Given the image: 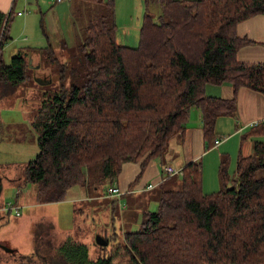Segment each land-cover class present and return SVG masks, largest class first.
<instances>
[{
  "label": "trees",
  "instance_id": "obj_1",
  "mask_svg": "<svg viewBox=\"0 0 264 264\" xmlns=\"http://www.w3.org/2000/svg\"><path fill=\"white\" fill-rule=\"evenodd\" d=\"M84 1L103 3L108 12L85 28L81 85L46 95L34 113L39 152L26 164L24 182L36 187L38 204L65 201L99 164L100 182L111 185L107 195L121 200L126 192L114 183L123 165L140 163L132 189L173 138L184 140L193 107L201 109L209 147L218 117L234 112L236 98L208 96L207 84L228 81L235 91L264 95V62L237 58L252 43L237 26L264 16V0H143L134 47L117 41L115 0ZM153 4L160 7L157 20ZM13 15L0 10V99L16 94L33 64L22 50L4 61ZM218 173L221 189L206 193L201 163L186 164L181 188L163 189L158 209L144 210L140 228L124 232L120 242L104 233L107 244H100L87 232L80 239L39 222L35 254L20 256V264H119L124 256L126 264H264V141H254L251 155L240 154L234 171L225 156Z\"/></svg>",
  "mask_w": 264,
  "mask_h": 264
},
{
  "label": "rangeland",
  "instance_id": "obj_2",
  "mask_svg": "<svg viewBox=\"0 0 264 264\" xmlns=\"http://www.w3.org/2000/svg\"><path fill=\"white\" fill-rule=\"evenodd\" d=\"M115 3L118 42L134 47L138 44L139 31L146 11L144 1L115 0ZM29 10L32 12V8ZM70 12L73 17L71 14V18L65 16L66 18L61 20L63 22L61 25L54 24L52 28L47 25V20L50 21L48 18L52 16L51 13L47 14L44 25L41 24L43 20L39 15L36 31L21 34L22 40L23 37H28L31 39L28 44L34 45L35 49L41 47L40 49L35 50L32 46L21 45V41H16L13 44L14 47L17 43L21 45L18 50L27 53L25 56L30 63L33 58L46 68L36 72L31 63L28 72L29 78L18 87L16 94L0 99V176L4 181L3 192L0 195L1 207L8 202L14 205L20 203L23 195L30 196L33 203L35 202L36 187L31 183H26L20 191L22 192L20 200L17 201L15 198L18 194L15 186L24 183L26 164L33 160L39 152V133L32 126L34 113L46 99V95L51 96L55 92L67 90L72 84L81 85L80 55L82 54L81 43L86 35L85 28L90 20L107 13L108 9L104 7L103 3L74 0ZM150 12L157 20V16L160 14L159 5L153 4ZM43 26L49 29L48 38L44 37ZM23 43L27 42L23 40ZM47 47L49 48L47 49ZM14 52L15 50L11 51L10 47L5 51L7 64L10 63ZM36 75L48 77L49 81L41 84L36 79ZM74 75H77L76 79ZM167 150L168 148L165 153ZM235 168L230 166L231 171H234ZM102 175L101 164L92 168L88 183L71 188L65 201L43 204V206L36 202L33 206L20 205L21 216H16L14 211H1L0 264L13 262L20 264L24 262L20 256L35 254L34 233L42 217H45L47 221L52 220L58 232L62 234H72L81 239L86 235L83 233L87 232L88 237L92 240L94 237L105 238L102 234L107 232L115 236V241L120 242L124 232L136 231L140 228L144 210L156 211L158 209V202L151 201V198L155 197V193L159 195L163 189L177 190L181 188V186L173 188V182H177V179L171 177L172 183L157 188L151 193H143L142 195L145 196L137 197L132 191L128 196L123 195L122 199L118 200L106 194V190L111 185L100 182ZM208 182L207 180L204 188L206 193L221 189L220 181L218 188L214 190H209ZM120 202L125 205L124 207L127 206V215H123V211L120 212ZM110 248H112L111 245ZM126 260L128 258L124 256L120 259L119 264H126Z\"/></svg>",
  "mask_w": 264,
  "mask_h": 264
},
{
  "label": "crops",
  "instance_id": "obj_3",
  "mask_svg": "<svg viewBox=\"0 0 264 264\" xmlns=\"http://www.w3.org/2000/svg\"><path fill=\"white\" fill-rule=\"evenodd\" d=\"M73 5L74 0L63 1L60 3H55L52 0H0V10L2 12L7 14L11 10L14 11L13 21L10 27L11 40L5 45L2 52L4 53V61L5 51L9 47L11 51L15 50V54L13 55L15 56L19 51H21L18 50L21 45L34 46L32 44H28L31 39L23 37L24 42H27L23 43L20 36L21 34H26L31 31L33 33L36 31L39 23V15L40 17L42 16L43 21H41V24L44 25L46 22L45 19H47V14L51 13L52 16L48 18L50 21L47 20V25L52 28L54 24L61 25L63 23L61 20H64L66 18L65 16L71 18L70 14L72 15V13L70 12V9ZM54 6L55 8H53ZM29 8H32V12H30ZM48 30V28H44L43 26L42 32L44 37H49ZM237 32L240 37H244L252 41L251 44H248L239 50L237 54L238 60L241 62H264V16L257 15L239 23L237 26ZM116 35L118 41V34L116 33ZM16 41H21L22 44L20 45L17 43L14 47L13 44ZM127 44L132 43L128 42ZM33 48L35 49V47ZM40 48L41 47L36 49ZM31 62H34L32 67L36 72L45 70L46 68L33 58ZM35 77L41 84H45L49 81L48 77L44 78L37 75ZM205 92L211 97L222 99L236 98V108L234 112L229 115L223 114L218 117L215 127V135L210 143V146H207L204 138L201 109L193 107L191 109L189 120L186 124L184 140H181L180 136L173 138L167 152L160 158L154 159L149 163L145 173L132 189L130 186L133 182H135V179L141 171L140 163L127 162L123 165L122 171L114 185L125 191L126 194L124 195L128 196V194L133 191L137 197L145 196L142 194L151 193L157 190V188L164 187L167 184L172 183L171 177H175L177 179V182H173V188H177L181 183V170L186 164L192 161L201 163V167L203 169V189L207 184V180L209 181V190L217 189L219 186L218 170L221 160L225 156H228L230 158V166L232 165L233 168H235L237 158L240 154L243 156L251 155L255 140L264 141V95L261 92L248 87H241L235 91L233 85L228 81L221 84H207ZM255 123L258 124L255 125ZM216 139H220V142L217 145L215 144ZM168 165L175 167L179 171L173 175H168L165 171V168ZM0 184H2V189L0 191L1 195L4 188V181L1 176ZM147 184H153V187L150 189H144L143 187ZM25 185L26 183L24 182L15 186L18 190V194H16L15 197L17 201L20 200V193H22L20 191ZM35 195L36 192L34 193V200ZM108 196L114 198V196ZM157 197L158 195L155 193V197L151 198V201H157ZM33 204L36 203H33L30 196L23 195L21 202L18 203L17 206H19L21 210V206H33ZM123 204L121 202L120 212L123 211V215H127V206L124 207L125 205ZM38 205L43 206V204ZM3 207L4 206H0V213L1 211H5L3 210ZM16 216H21V214ZM40 222L53 223L55 225L52 220L47 221L45 217L40 218ZM55 232H58L56 225ZM105 234L108 233L105 232Z\"/></svg>",
  "mask_w": 264,
  "mask_h": 264
},
{
  "label": "built area",
  "instance_id": "obj_4",
  "mask_svg": "<svg viewBox=\"0 0 264 264\" xmlns=\"http://www.w3.org/2000/svg\"><path fill=\"white\" fill-rule=\"evenodd\" d=\"M53 2L55 3H60V2H63V1H68V0H52ZM258 123H255V125H257ZM220 142V139H216L215 140V144L217 145L218 143ZM165 171L169 174V175H172V174H175L178 170L171 166V165H168L166 166L165 168ZM113 192L115 193H118V189L117 188H113L112 189ZM3 210L5 211H14L16 215H20L21 214V210H20V207L17 206V204H12L10 202L8 203H5L4 207H3Z\"/></svg>",
  "mask_w": 264,
  "mask_h": 264
},
{
  "label": "water",
  "instance_id": "obj_5",
  "mask_svg": "<svg viewBox=\"0 0 264 264\" xmlns=\"http://www.w3.org/2000/svg\"><path fill=\"white\" fill-rule=\"evenodd\" d=\"M2 189V184H0V191ZM98 243L100 244H107V242H104L102 239H100L99 237L96 239Z\"/></svg>",
  "mask_w": 264,
  "mask_h": 264
}]
</instances>
